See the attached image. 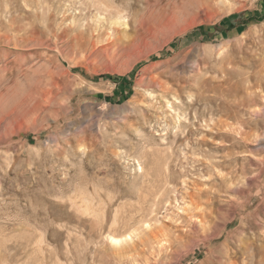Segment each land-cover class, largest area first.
Segmentation results:
<instances>
[{"label": "rangeland", "instance_id": "374dc122", "mask_svg": "<svg viewBox=\"0 0 264 264\" xmlns=\"http://www.w3.org/2000/svg\"><path fill=\"white\" fill-rule=\"evenodd\" d=\"M0 264H264V0H0Z\"/></svg>", "mask_w": 264, "mask_h": 264}, {"label": "bare ground", "instance_id": "6f19581e", "mask_svg": "<svg viewBox=\"0 0 264 264\" xmlns=\"http://www.w3.org/2000/svg\"><path fill=\"white\" fill-rule=\"evenodd\" d=\"M95 1H96V0H95ZM98 3H99V2H98ZM98 3H97V4H98ZM101 4H102V2H101ZM103 5H105V4H103ZM106 5H107V4H106ZM98 6H99V4H98ZM98 6H97V7H98ZM104 7H105V6H104ZM104 7H103V9H104ZM98 8H99V7H98ZM108 8H109V7H108ZM96 11H97V10H96ZM103 12H104V11H103ZM97 13H98V12H97ZM114 20H115V19H114ZM50 29H51V28H50ZM36 38H37V37H36ZM39 39H40V38H39ZM6 41H7V40H6ZM15 41H16V40H15ZM6 43H8V42H6ZM40 43H41V42H40ZM3 44H4V43H3ZM16 45H17V43H16ZM144 54H146V53H144ZM140 55H141V54H140ZM135 59H136V58H135ZM160 65H161V64H160ZM153 67H154V66H153ZM223 77H224V76H223ZM153 79H154V78H153ZM5 80H6V79H5ZM40 81H41V80H40ZM39 94H40V93H39ZM166 94H167V93H166ZM40 95H41V94H40ZM253 124H255V123H253ZM225 125H226V124H225ZM228 126H229V125H228ZM164 177H165V176H164ZM224 178H225V177H224ZM225 182H226V180H225ZM228 183H229V182H228ZM220 212H221V211H220ZM222 213H223V212H222ZM220 214H221V213H220ZM223 214H224V213H223ZM226 214H227V212H226ZM221 215H222V214H221ZM202 216H203V215H202ZM205 216H206V215H205ZM223 216H225V215H222V217H223ZM205 218H206V217H205ZM214 218H215V217H214ZM219 218H220V217H219ZM229 218H230V217H229ZM229 218H228V219H229ZM231 218H232V217H231ZM216 219H217V217H216ZM228 219H227V220H228ZM234 219H235V218H234ZM224 220H225V219H224ZM201 221H202V220H201ZM205 223H206V222H205ZM116 224H117V223H116ZM199 224H200V223H198V226H199ZM202 224H203V223H202ZM115 226H116V225H115ZM202 226H203V225H201V229L204 228V226H203V228H202ZM209 227H210V226H209ZM114 228H115V227H114ZM116 228H117V227H116ZM124 228H125V227H124ZM133 228H134V226H133ZM198 229H199V228H198ZM137 230H138V229H137ZM135 231H136V229L134 230V232H135ZM203 231H204V230H203ZM127 232H128V231H127ZM134 232H133V234H134ZM110 233H111V232H110ZM130 233H131V232H130ZM131 234H132V233H131ZM131 234L125 235V233H124V236H123V237H119V236H118V237H117V236H116V237H114V236H110V239H109V240H110V243L113 244V245H114L115 247H117V248L120 247V246L122 247V245L124 246L125 243H128V242L130 243V241L132 240V237H133V236H131ZM206 236H207V235H206ZM209 236H210V235H209ZM150 237H151V236H150ZM107 238H108V237H107ZM136 238H137V237H136ZM106 240H107V239H106ZM134 240H135V239H134ZM138 240H139V238H138ZM138 240H137V241H138ZM176 241H177V239H176ZM87 242H88V241H87ZM87 242H86V243H87ZM178 242H179V240H178ZM107 243H108V241H107ZM134 243H135V242H134ZM100 244H101V243H100ZM130 244L132 245V242H131ZM135 244H136V243H135ZM182 244H183V243H182ZM109 245H110V244H109ZM97 246H98V245H97ZM126 246H128V245L126 244ZM126 246H125V247H126ZM133 246H134V245H133ZM135 246H136V245H135ZM112 247H113V246H112ZM129 247H131V246L129 245ZM165 247H166V246H165ZM97 248H98V247H97ZM126 248H127V247H126ZM126 248H125V249H126ZM131 248H132V247H131ZM121 249H123V248H121ZM121 249H119V250H121ZM102 250H103V249H102ZM115 250H116V249H115ZM119 250H118V251H119ZM128 250H129V249H128ZM175 250H176V249H175ZM177 250H178V249H177ZM107 251H108V250H107ZM178 251H179V250H178ZM109 252H110V251H109ZM126 252H127V249H126ZM129 252H130V251H129ZM111 253H112V252H111ZM114 254H115V253H114ZM114 254H113V256H115ZM119 255H120V254H119ZM129 256H130V255H129ZM129 258H130V257H129ZM204 262H205V261H204Z\"/></svg>", "mask_w": 264, "mask_h": 264}, {"label": "trees", "instance_id": "16d2710c", "mask_svg": "<svg viewBox=\"0 0 264 264\" xmlns=\"http://www.w3.org/2000/svg\"><path fill=\"white\" fill-rule=\"evenodd\" d=\"M239 16H240V14H237V15H236V17H239ZM230 23H231V21L229 22V24H230ZM219 25H221V24H219ZM205 32H207V31H205Z\"/></svg>", "mask_w": 264, "mask_h": 264}]
</instances>
